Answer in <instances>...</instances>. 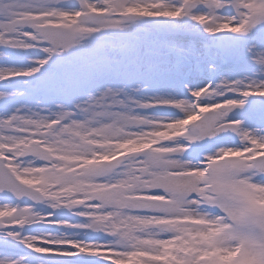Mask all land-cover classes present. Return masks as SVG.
<instances>
[{
    "label": "snow or ice",
    "instance_id": "1",
    "mask_svg": "<svg viewBox=\"0 0 264 264\" xmlns=\"http://www.w3.org/2000/svg\"><path fill=\"white\" fill-rule=\"evenodd\" d=\"M0 264H264V0H0Z\"/></svg>",
    "mask_w": 264,
    "mask_h": 264
}]
</instances>
